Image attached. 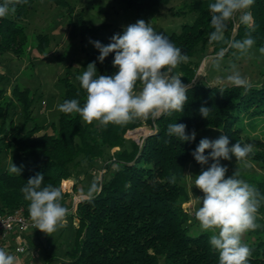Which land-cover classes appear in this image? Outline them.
Listing matches in <instances>:
<instances>
[{"label": "trees", "instance_id": "obj_1", "mask_svg": "<svg viewBox=\"0 0 264 264\" xmlns=\"http://www.w3.org/2000/svg\"><path fill=\"white\" fill-rule=\"evenodd\" d=\"M27 4H17L15 14L0 18V54L10 52L16 58L24 55L28 39L24 20ZM62 6L69 16V36L74 35L75 26L71 22L72 8L66 0H51ZM127 8L137 12H147L171 0H120ZM3 3V0H0ZM214 0H194L178 15L194 14L190 23H182L177 31H171L170 41L189 56L186 64H181L177 72L182 82L189 85L188 102L184 112L163 115L156 120L136 119L123 126L87 124L78 114H64L58 110L57 120L44 129L32 117L33 97L29 88L14 83L9 94L0 87V214L15 210L30 218L28 201L21 188L31 177L41 174L44 185L51 184L63 194V205L72 194L80 195L73 182L72 194L62 191L61 182L72 178L73 170L81 162L93 168L97 159H102L107 149L113 151L103 164L105 175L95 180L96 191L86 194L75 206L77 220L72 245L62 257L46 256V263L56 264H218V253L209 244L205 232L191 234L187 222L189 216L182 208L187 194L179 183L187 164L199 172L192 152L201 138L197 135L202 127H220L231 144L253 145L249 161L259 163L264 172V138L246 132L243 119L264 118V81L250 84L245 90L232 84L208 85L194 80L199 65L200 53L217 54L224 48V56L231 54L227 45L210 43L211 13L209 4ZM253 17L255 46H264V0H255L249 9ZM103 25L87 24L84 31L96 32ZM234 27V28H233ZM232 30L234 31L231 36ZM246 26L237 19L228 22L227 39L240 40ZM109 34L102 40L110 43ZM34 48L42 53L49 44L47 34H36ZM99 51L93 46L86 52V60L81 64L82 72H72L67 65L59 79L62 93L59 104L66 99H79L83 106L85 93L75 78L81 75L89 63L95 62L97 75H114V53H110L103 63L97 59ZM211 108L208 119L203 118L201 106ZM20 108L21 124L12 117L15 108ZM183 123L186 132L196 131L194 141L182 142L166 134L169 123ZM28 123L30 126L28 127ZM142 124L151 127L140 143L127 140L125 134ZM13 147L9 164L1 165L3 156ZM209 150H206V155ZM212 161H209L211 163ZM22 167L20 176L8 171L10 164ZM207 169V165L203 166ZM175 176V182L170 177ZM264 197V178L253 185ZM93 187V186H92ZM260 227L246 232L251 237L247 244L251 249L248 264H264V200L257 213ZM4 249V247H3Z\"/></svg>", "mask_w": 264, "mask_h": 264}, {"label": "clouds", "instance_id": "obj_2", "mask_svg": "<svg viewBox=\"0 0 264 264\" xmlns=\"http://www.w3.org/2000/svg\"><path fill=\"white\" fill-rule=\"evenodd\" d=\"M254 2L214 0L209 4L213 29L209 33V42L227 45L235 49L239 57L254 55L255 29L249 11ZM21 3L27 4L28 0H3L0 3V18L15 14V6ZM237 18L246 26L244 37L240 40L227 39L228 22ZM89 42L99 51L97 59L100 63L110 53L115 54L113 67L117 71L114 75H97L95 62L89 63L86 70L75 78L85 93L83 106L79 99H66L56 106L57 110L64 114H78L85 123L96 121L101 126H123L136 119L156 120L163 115L184 112L189 85L184 84L182 75L174 70L188 63L189 56L168 36L157 32L150 22L140 19L126 26L122 34L117 33L110 38L108 45L100 41ZM225 50L222 48L217 58V69ZM258 51L264 55V46ZM231 67L228 82L245 90L250 88L247 79L236 70V65ZM210 112L211 108L203 105L199 109L205 119ZM186 129L183 123H169L166 134L182 142L194 141L196 131L188 134ZM206 150H209L207 155ZM250 154H253V145L236 142L230 146V140L224 134L214 140L202 138L192 152L195 161L202 166L194 180V186L203 193L195 219L203 231L211 233L209 244L218 253V264H248L251 249L243 242V236L260 227L256 222L257 213L264 197L254 186L239 178L238 169L226 178L228 168L221 164V160H231L234 156L237 164L249 167ZM8 171L20 176L22 167L11 163ZM170 182H175V176L170 177ZM92 190H97L95 185ZM21 192L29 202V216L36 229L50 235L66 226L69 209L62 203L63 194L51 184L44 185L43 175L29 178ZM0 264H18V260L15 255L0 248Z\"/></svg>", "mask_w": 264, "mask_h": 264}, {"label": "rangeland", "instance_id": "obj_3", "mask_svg": "<svg viewBox=\"0 0 264 264\" xmlns=\"http://www.w3.org/2000/svg\"><path fill=\"white\" fill-rule=\"evenodd\" d=\"M192 1L194 0H171L151 11L137 12L133 8L124 6L120 0H66L72 8L70 19L75 26L74 35L71 37L69 36V16L62 6L54 4L51 0H32L27 6V14L23 21L28 39L26 52L20 58H16L10 52L0 54V87L6 90L7 94L14 83L29 88L33 97L32 117L38 124L43 125L44 129H48L58 116L56 106L59 104L63 89L59 79L67 65L71 66L72 72H82L81 64L86 60L85 54L94 46L89 42L90 40L102 43L109 34L112 36L117 33L122 34L126 26L140 19L146 23L150 22L157 32L167 35L171 31H177L180 24L192 21L194 16L192 13L183 16L174 13L176 10H182ZM87 24L103 26L99 31L87 32L84 31ZM38 33L47 34L49 37V44L42 53L34 48L35 36ZM233 34L232 30L231 36ZM258 49L254 46L252 50L254 55L243 57H239L237 51L233 49L231 54L223 55L219 69L215 67V63L220 52L213 55L200 53L194 80L208 85H229L231 83L228 82L227 76L231 74V66L235 64L236 70L247 79L249 84L257 85L264 81V55ZM174 71L177 72V69ZM19 111V107L15 108L12 115L17 125L22 122ZM94 124L97 125L98 122L94 121ZM27 125L29 127L30 123ZM243 126L249 134L264 138V118L245 117ZM150 129L149 125L142 124L128 131L125 137L139 144ZM217 129L220 127H202L198 129L197 135L201 139L207 137L214 140L222 134ZM115 150L117 147L107 149L102 159L95 160L91 170V166L81 162L74 168L72 178L61 182L63 192L72 194L73 182L77 184V189L81 192L80 195L72 194V198L64 205L69 209L66 226L50 235L36 228L28 230L23 235L28 249L26 248L20 255L18 264H44L46 255L62 257L66 249L71 247L77 223L74 216L76 203L91 191L95 180H100L101 176L106 174L103 164L106 161L109 162L107 158ZM12 152L13 147L3 156L2 166L9 164V156ZM221 164L228 168L226 178L232 176L236 169L239 170V178L252 186L255 181L264 178V172L256 162L250 161L251 166L245 167L243 164H237L233 156L231 160H221ZM199 174V170L187 164L179 180L187 194V199L181 206L189 216L187 225L191 234L205 232L195 219V212L200 207L199 198L203 196V193L194 186L195 176ZM205 233L211 235L210 232ZM243 242L246 244L251 242V237L247 233L243 236ZM51 264L56 262L52 261Z\"/></svg>", "mask_w": 264, "mask_h": 264}, {"label": "built area", "instance_id": "obj_4", "mask_svg": "<svg viewBox=\"0 0 264 264\" xmlns=\"http://www.w3.org/2000/svg\"><path fill=\"white\" fill-rule=\"evenodd\" d=\"M35 228L31 218L23 215L21 211L15 210L5 214H0V248L8 238L16 242L10 254L21 255L26 249V241L23 235L30 229Z\"/></svg>", "mask_w": 264, "mask_h": 264}, {"label": "crops", "instance_id": "obj_5", "mask_svg": "<svg viewBox=\"0 0 264 264\" xmlns=\"http://www.w3.org/2000/svg\"><path fill=\"white\" fill-rule=\"evenodd\" d=\"M12 238H8V240L4 243V249L7 251V252H12V250H13V248H14V246L16 245V242L15 241H12L11 240ZM40 242V241H39ZM38 242V243H39ZM26 248L28 249V244L26 243ZM46 256H49V255H46ZM19 257H20V255H18L17 256V260L19 261L20 259H19ZM22 260V259H21ZM46 260V259H45ZM44 264H48V263H46V261H44ZM49 264H51V263H49Z\"/></svg>", "mask_w": 264, "mask_h": 264}, {"label": "bare ground", "instance_id": "obj_6", "mask_svg": "<svg viewBox=\"0 0 264 264\" xmlns=\"http://www.w3.org/2000/svg\"><path fill=\"white\" fill-rule=\"evenodd\" d=\"M145 132V131H144ZM137 135V134H136Z\"/></svg>", "mask_w": 264, "mask_h": 264}]
</instances>
